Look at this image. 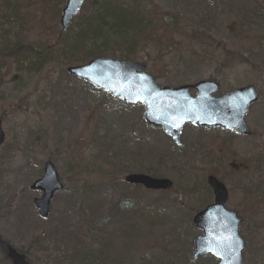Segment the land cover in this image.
<instances>
[{
	"label": "rangeland",
	"instance_id": "374dc122",
	"mask_svg": "<svg viewBox=\"0 0 264 264\" xmlns=\"http://www.w3.org/2000/svg\"><path fill=\"white\" fill-rule=\"evenodd\" d=\"M11 1L21 6L22 21L13 25V40L0 39V53L3 44L14 50L11 56L0 55V121L5 136L0 147L2 237L22 249L29 264H52L55 257L73 256V247L53 238L44 243L47 250L42 253L31 240L33 235L47 238L55 219L65 220L72 227L64 228L67 232L80 234L79 244L97 251L101 241H94L85 229L73 231L78 221H89L86 208L96 203L95 229L100 227V235L111 245L106 262L215 264L209 257L190 261L191 240L201 234L192 217L212 203L205 180L213 175L228 190L225 209L242 220L238 233L246 245L243 264H264V0H231L233 8L229 0H216L212 9L205 0H140L157 27L172 25L163 32L168 39L158 55L150 48L137 53L138 63L146 62V72L158 86L175 88L206 80L219 84L216 96L247 85L259 94L245 116L252 136L186 127L179 148L144 123L141 105L110 99L70 77L58 59L35 72L19 62L26 48L44 49L56 41L59 20L40 28L41 0L37 5L33 0ZM64 5L59 6L60 15ZM1 30L7 34L8 27ZM139 47L135 44L136 50ZM26 60L33 61L29 56ZM102 153L112 164L99 160ZM47 161L64 189L53 197L48 219L41 220L33 206L41 193L29 187L42 176ZM230 164L238 170L232 171ZM129 174L167 179L172 189H135L123 182ZM123 227L129 228L127 239ZM124 246L130 247L127 262ZM0 264H9L1 251Z\"/></svg>",
	"mask_w": 264,
	"mask_h": 264
},
{
	"label": "water",
	"instance_id": "95a60500",
	"mask_svg": "<svg viewBox=\"0 0 264 264\" xmlns=\"http://www.w3.org/2000/svg\"><path fill=\"white\" fill-rule=\"evenodd\" d=\"M209 4L213 0H206ZM84 0H67L60 17V29L65 31L72 18L80 11ZM67 73L95 89L105 92L113 99L143 106L142 119L148 125L159 128L175 146H180V135L186 125L213 128L218 127L244 136L250 132L244 124L248 107L257 101L254 87H245L226 93L218 98L212 94L218 91L214 82L202 81L193 86L177 88L158 86L154 79L145 73V67L119 59L96 57L88 64L67 68ZM197 94L191 98L189 90ZM4 135L0 124V145ZM127 185H138L146 190L166 191L172 188L167 179L152 178L142 174H130L124 178ZM207 185L214 196L213 204L197 213L192 223L202 230L203 235L192 241L193 261L203 255H213L217 264H242L243 239L238 235L241 221L233 212L226 211L224 204L227 191L213 176L207 178ZM42 193L33 204L41 218L49 215L50 202L55 192L62 191L54 166L47 162L43 176L30 187ZM0 245L5 249L10 264H28L25 256L16 252L0 237Z\"/></svg>",
	"mask_w": 264,
	"mask_h": 264
},
{
	"label": "trees",
	"instance_id": "16d2710c",
	"mask_svg": "<svg viewBox=\"0 0 264 264\" xmlns=\"http://www.w3.org/2000/svg\"><path fill=\"white\" fill-rule=\"evenodd\" d=\"M65 1L41 0V3L40 0L32 1L33 5L40 3L41 15L38 17L40 28H43L42 25L47 24L48 21L59 20V6L60 4L62 6ZM229 1L231 2V8H233V1ZM20 9L21 6L18 4V1L15 4L11 0H0L1 41H8V38L13 40L15 36L13 34L14 28H17V26L13 27V25L16 22L22 21ZM49 14L52 16L50 20L47 18ZM151 16L152 13L140 0H85L80 13L73 19L74 23L64 32L59 29L56 41L50 47L44 49L26 48L25 52L18 56L21 58L19 62L26 63L27 69L34 72L41 68L44 63L54 59H58L67 67L84 65L95 57L118 58L123 61L136 63L139 60L137 55L139 50L145 51L147 48H150L152 49L151 52L158 55L161 51V46L168 39H166L167 35H164L163 32H167L168 29L172 28L171 24L169 25L170 28L168 26L157 27L156 22L151 19ZM2 27H8L7 34H4L6 32L1 30ZM192 40L194 41L193 36ZM168 42L171 43L172 41ZM135 44L140 46L137 50ZM12 52H14L13 49H7L5 44H3L0 55L3 57L11 56ZM28 56L32 57V62L26 60ZM149 58L151 57L149 56ZM142 64L146 65V62ZM99 157V160L108 165L112 164L113 160L110 159L111 157L103 153ZM135 189L138 188L135 187ZM86 209L89 210L91 218L84 223L78 221L74 225L73 231L80 233L81 230L85 229L90 237H95L94 241L98 243L101 241L97 251L88 250L79 244L78 238L80 234H74L71 231L67 232L65 229H71L72 227L69 224H65V220L58 221L57 219H55L54 229L49 231L47 238H43V235H33L34 238L31 240V244L38 245L42 253L47 250L44 243L50 244L53 238L59 244H63L64 242L73 247L74 252L71 253H74L73 256L62 255V259L55 257L52 260V264H64L63 260H66L68 264H110L109 261L106 262V259H104L107 252L111 249L110 242L103 235H100L102 233L101 228L98 227V230H96L94 226V217L99 214V206L96 203H92ZM68 220L72 221L70 218ZM73 220L75 221V219ZM23 224L21 222L19 226L21 225L22 227ZM127 230L129 231L128 227L122 228L121 233L124 235V238L127 236L125 232ZM36 233L37 231L34 232V234ZM124 247L128 252L123 254V261L127 262L130 260L128 257L130 247ZM0 251L5 257L3 248L0 247ZM19 252L25 255L22 249ZM26 260L28 262L27 257Z\"/></svg>",
	"mask_w": 264,
	"mask_h": 264
},
{
	"label": "flooded vegetation",
	"instance_id": "af4514ba",
	"mask_svg": "<svg viewBox=\"0 0 264 264\" xmlns=\"http://www.w3.org/2000/svg\"><path fill=\"white\" fill-rule=\"evenodd\" d=\"M192 92H193V91H192ZM251 136H252V134H251ZM246 137H250V136H246ZM232 166H233V171H237V170H238V166H237V165L232 164Z\"/></svg>",
	"mask_w": 264,
	"mask_h": 264
}]
</instances>
